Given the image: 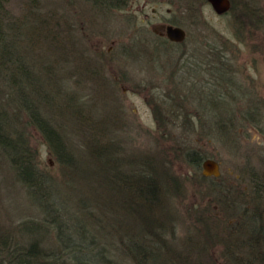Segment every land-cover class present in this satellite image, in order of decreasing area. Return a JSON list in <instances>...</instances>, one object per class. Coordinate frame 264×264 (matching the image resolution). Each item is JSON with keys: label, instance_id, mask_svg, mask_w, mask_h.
<instances>
[{"label": "rangeland", "instance_id": "rangeland-1", "mask_svg": "<svg viewBox=\"0 0 264 264\" xmlns=\"http://www.w3.org/2000/svg\"><path fill=\"white\" fill-rule=\"evenodd\" d=\"M4 6L14 37L7 40L32 69L28 102L64 135L72 161L60 159L14 100L8 118L47 184L54 183L63 216L84 218L113 264H137L131 240L161 252L152 264H264V246L253 233L264 226V207L253 208L256 195L264 206V0H232L222 15L206 0H128L121 8L5 0ZM167 23L183 26L186 41L160 35ZM211 49L222 50L231 76L226 83L211 82ZM195 53L204 61L199 76ZM2 75L0 98L7 101ZM220 90L239 101L232 113L223 101L218 112L209 105L211 92ZM176 100L187 112H173ZM255 104L259 112L249 113ZM104 142L110 149L94 157L92 145ZM207 158L220 163L219 176L203 175ZM17 171L0 148V251L3 244L33 241L54 250L47 200ZM137 175L158 182L159 200L125 186Z\"/></svg>", "mask_w": 264, "mask_h": 264}, {"label": "trees", "instance_id": "trees-1", "mask_svg": "<svg viewBox=\"0 0 264 264\" xmlns=\"http://www.w3.org/2000/svg\"><path fill=\"white\" fill-rule=\"evenodd\" d=\"M89 1L95 5H100L102 8H121L127 4L128 0ZM4 3L5 0H0V71L3 74L1 76L2 79L9 89V97L7 101H4L3 98H0V148L8 154V157L11 158L13 164L17 166V173L22 178V180L26 182L27 187L33 188L35 185V189L37 188L36 192L39 193L41 198L43 197L47 200L43 205L45 207L48 206V214L53 217L51 220V225L54 227L57 234V247L54 250L48 252L47 250H43V247L37 241H33L25 247L19 243H14L11 248H9L10 244H3V249L0 251V257L3 260L0 261V264H69L70 261L71 263L75 264H113L111 256H109L107 254L108 251L105 250V245L100 243H98L99 245L97 244L98 241L96 238L99 237L96 236L95 231V233H93L91 232L92 230L87 229L88 222L84 218L81 217L79 219H71L68 215H64L65 217L63 216V214H65L66 205L64 203L57 204L53 199V196L55 197V193L53 194L50 189L53 190L55 188L54 183L52 182V186L47 184L50 181L48 180L46 173H41L39 171V168L36 166V163L33 160V154L31 153L29 145L21 139L22 137L17 133V130L13 129V122L9 121L8 117H12L9 113L11 112L9 106H11L12 101L14 100L15 105L19 104L28 110L32 120L45 135L46 140L53 147V149L57 151L60 159L63 161H72L71 156L65 154L64 152L66 151V143H64L66 141L63 140L64 135L60 134L59 129L55 128L47 117L42 115V113L40 114L38 109H36L33 104L28 102L27 87L32 85L31 83L34 81V77L32 75V69L14 49V45L12 43L14 37L11 32V23L9 22L10 19L6 15L7 12L5 13ZM9 37L12 38V44L7 40ZM215 59H217L219 63L223 64L221 55ZM226 63V67L229 68L228 62ZM87 72L88 71L86 70V73ZM107 84L108 83H106V85ZM230 96L231 95L227 94L226 97L224 96L223 98H219V95L216 96L215 93L212 92L210 100H208V98H206V100H208V103L213 108V110L216 109L217 112L221 102L223 101L225 104V109L227 108L230 112V108L235 109L234 105H232V102H239L236 100V97ZM166 102L167 101H164V103ZM257 107L258 105L255 104V108L248 110V112H259ZM170 110L171 109L169 108V111ZM173 112L187 111L184 109L182 103L179 100H176V105L173 109ZM91 140L94 141V139ZM91 140L88 138L87 142H91ZM109 147V144L104 142L103 146L99 147V149L97 147L95 148V145H92L93 149L90 151L91 153H95L93 155L94 157L98 158V155L110 149ZM191 159L194 161V164H200V157L198 155H192ZM105 165L108 167L109 162L105 163ZM98 175L101 178V181H103L102 184L104 186H108V184H106V180H103V177L100 174ZM88 177L89 176L86 178ZM133 181L134 182H131L130 184L125 183L126 181H124V184L127 188H133L148 201L159 200V196L161 195L162 191L160 190L158 182L154 181V178L150 179V177L137 175V178H133ZM102 196L98 198H101ZM103 197L107 198L106 196ZM253 198L254 197L251 199ZM256 198L257 195L254 199L255 203L253 208L264 207L262 206L263 203L261 201L256 202ZM251 201L253 202V200ZM148 207L149 205H143V208L148 209ZM152 221L154 225L151 227H157L156 221ZM33 230H37V227L33 229L30 228L29 232H32ZM138 230L145 231V225L140 226ZM253 233L254 236L257 235V238L259 237V246H264V226H256L253 229ZM132 235H136L137 237L141 236V234L138 233H133ZM132 241L134 246L132 247V256L133 258L135 257L134 262L137 264H152V259H154V261H160L161 256H157L159 253H161L160 251L159 253L155 251L147 252L141 248V244L136 243L134 240H131V242ZM141 252L143 255H147V258L146 256L145 258H140L139 256ZM3 254L7 256V259L5 258L6 260L4 259ZM256 255L258 254L256 253ZM163 256L167 257V254ZM136 258H138V260ZM161 260L164 259L161 258Z\"/></svg>", "mask_w": 264, "mask_h": 264}, {"label": "flooded vegetation", "instance_id": "flooded-vegetation-1", "mask_svg": "<svg viewBox=\"0 0 264 264\" xmlns=\"http://www.w3.org/2000/svg\"><path fill=\"white\" fill-rule=\"evenodd\" d=\"M168 25H174V26H179L178 24H175V23H167V24H165V25H163V29L160 31V35H163L164 37H166L167 39H168V37L166 36V34H167V26ZM181 26V25H180ZM187 37H188V32L186 31V37H185V39L181 42V43H183V42H185L186 41V39H187ZM169 41H171L170 39H168ZM171 42H174V41H171ZM158 43V42H157ZM175 43H178V42H175ZM130 49H131V47H129ZM223 49H226V47H223ZM211 51L213 52V57H212V60L209 62V69H210V73L213 75V77H212V81L211 82H213L212 84H216L217 82H219V81H222V80H224V82L226 83L227 81H228V79L231 77L230 76V72L229 71H227V68H225V65L224 64H221V63H219L218 62V60L217 59H215L216 57H218L219 55H223L222 54V50H216V49H211ZM124 52V51H123ZM126 52V51H125ZM194 56V55H193ZM195 58H194V61L193 62H191V63H193L194 64V73L197 75V76H199V75H202V72H204L203 71V66H201V65H203V62L204 61H201V60H199V57H201V55L200 54H197V53H195ZM224 56V55H223ZM197 59V60H196ZM219 66H223L224 67V69H225V71H224V73L225 74H223V75H220L219 73H218V67ZM228 72V73H227ZM173 72H170V74H172ZM190 73H191V71H190ZM218 75V76H217ZM119 80V79H118ZM224 83V84H225ZM212 93V92H211ZM218 93V95H222V97L221 96H219V98L221 97V98H223L224 96L226 97V92L225 91H222V90H220L219 92H217ZM207 98H208V96H207Z\"/></svg>", "mask_w": 264, "mask_h": 264}, {"label": "water", "instance_id": "water-1", "mask_svg": "<svg viewBox=\"0 0 264 264\" xmlns=\"http://www.w3.org/2000/svg\"><path fill=\"white\" fill-rule=\"evenodd\" d=\"M215 11L218 14L227 12L231 7V0H208ZM167 34L171 39L180 41L185 38V30L181 27H175L172 25L167 26ZM220 164L218 161L212 158H207L203 162V174L204 175H220Z\"/></svg>", "mask_w": 264, "mask_h": 264}]
</instances>
